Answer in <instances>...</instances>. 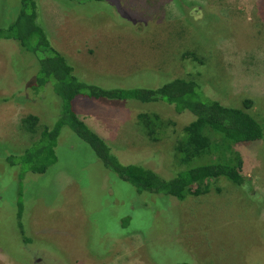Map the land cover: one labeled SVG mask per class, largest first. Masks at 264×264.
Segmentation results:
<instances>
[{"label":"rangeland","instance_id":"374dc122","mask_svg":"<svg viewBox=\"0 0 264 264\" xmlns=\"http://www.w3.org/2000/svg\"><path fill=\"white\" fill-rule=\"evenodd\" d=\"M34 3L36 23L80 81L116 89L195 79L209 98L232 107L251 100L249 113L264 117V0ZM20 7L0 0V28ZM39 58L0 39V264H264V140L235 148L243 185L219 179L184 199L138 193L67 126L55 163L20 177L5 160L31 143L20 121L35 115L52 128L61 114L53 82L36 87ZM73 109L120 163L165 178L177 172L175 139L191 113L104 98L76 99ZM151 112L173 121L175 132L150 141L137 115Z\"/></svg>","mask_w":264,"mask_h":264},{"label":"trees","instance_id":"16d2710c","mask_svg":"<svg viewBox=\"0 0 264 264\" xmlns=\"http://www.w3.org/2000/svg\"><path fill=\"white\" fill-rule=\"evenodd\" d=\"M20 5L15 20L7 27L0 28V39L17 41L27 51L38 54L36 87L41 88L52 81L54 92L61 100V114L54 127H40L39 118L35 115H28L20 121L31 143L20 154L5 157L8 164L16 165L17 170L21 168L18 171L20 177L29 172L44 174L55 163L60 129L67 126L93 150L106 169L131 184L138 193L184 199L205 194L210 190V184L219 179H225L235 186L243 185V161L235 148L240 144L264 140V117L257 119L249 113L251 100H244L243 107L227 106L209 98L195 79H170L157 88L116 89H104L80 81L74 75L73 67L50 44L45 32L36 23L34 0H20ZM79 98L137 100L143 103L163 101L173 106L176 113H191L194 119L183 127L175 139L177 172L165 178L141 165L120 163L110 147L74 111L73 102ZM137 118L145 136L152 142L175 132L173 121L157 113H140ZM21 214L22 206L18 204V220Z\"/></svg>","mask_w":264,"mask_h":264}]
</instances>
